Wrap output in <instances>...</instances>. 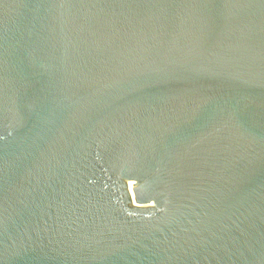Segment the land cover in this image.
Instances as JSON below:
<instances>
[{"label":"water","instance_id":"obj_1","mask_svg":"<svg viewBox=\"0 0 264 264\" xmlns=\"http://www.w3.org/2000/svg\"><path fill=\"white\" fill-rule=\"evenodd\" d=\"M0 264H264V0H0Z\"/></svg>","mask_w":264,"mask_h":264}]
</instances>
